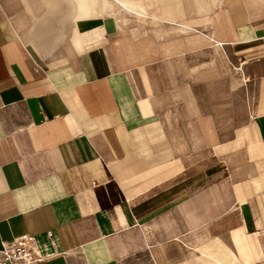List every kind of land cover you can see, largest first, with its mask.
I'll return each instance as SVG.
<instances>
[{"label":"crops","instance_id":"1","mask_svg":"<svg viewBox=\"0 0 264 264\" xmlns=\"http://www.w3.org/2000/svg\"><path fill=\"white\" fill-rule=\"evenodd\" d=\"M46 8L0 0V248L264 264V0Z\"/></svg>","mask_w":264,"mask_h":264},{"label":"built area","instance_id":"2","mask_svg":"<svg viewBox=\"0 0 264 264\" xmlns=\"http://www.w3.org/2000/svg\"><path fill=\"white\" fill-rule=\"evenodd\" d=\"M44 256L38 249L35 236L31 234L15 237L4 242L0 248V264H36Z\"/></svg>","mask_w":264,"mask_h":264},{"label":"bare ground","instance_id":"3","mask_svg":"<svg viewBox=\"0 0 264 264\" xmlns=\"http://www.w3.org/2000/svg\"><path fill=\"white\" fill-rule=\"evenodd\" d=\"M46 1L52 4L53 0H46ZM56 1L57 0H55V2ZM66 1L70 2L71 8H46L45 14L42 15L43 18L40 20L41 26H46V23L49 22L47 15H50L52 12H59L63 14V16L61 17L59 16V20L61 22L63 17H66L65 15L68 14L69 10L71 12V17H70L71 19L72 18L74 19L76 17L98 16L105 12L106 5L109 4V0H66ZM65 12L66 14L64 15Z\"/></svg>","mask_w":264,"mask_h":264},{"label":"rangeland","instance_id":"4","mask_svg":"<svg viewBox=\"0 0 264 264\" xmlns=\"http://www.w3.org/2000/svg\"><path fill=\"white\" fill-rule=\"evenodd\" d=\"M116 12V8H112V9H109L105 12V14H115ZM72 20H64V22L62 23V32H69V26L71 24Z\"/></svg>","mask_w":264,"mask_h":264}]
</instances>
